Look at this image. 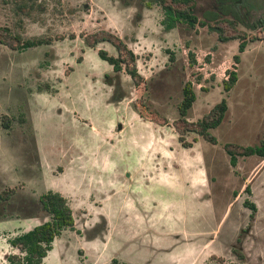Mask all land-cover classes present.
Instances as JSON below:
<instances>
[{"label": "rangeland", "instance_id": "obj_1", "mask_svg": "<svg viewBox=\"0 0 264 264\" xmlns=\"http://www.w3.org/2000/svg\"><path fill=\"white\" fill-rule=\"evenodd\" d=\"M247 4L179 5L200 22L220 18L211 25L221 40L200 24L167 31L163 8L141 0H0L1 28L43 41L0 43V262L17 253L2 238L49 219L38 197L52 190L74 217L53 263L264 264V159L238 156L233 166L225 150L264 140V31L251 29L264 23V0ZM99 31L134 53L139 85L99 59L100 49L117 55L110 43L85 44ZM237 36L246 38L241 53ZM236 55L238 80L226 93ZM186 82L196 95L190 123L226 100L214 144L192 132L179 140Z\"/></svg>", "mask_w": 264, "mask_h": 264}, {"label": "trees", "instance_id": "obj_2", "mask_svg": "<svg viewBox=\"0 0 264 264\" xmlns=\"http://www.w3.org/2000/svg\"><path fill=\"white\" fill-rule=\"evenodd\" d=\"M146 7H151L154 3L159 4L164 10L163 25L165 30H171L179 23H185L190 27H194L198 23L196 15H194L190 7H179L181 4H186L188 0H141ZM178 6V7H176ZM187 8V9H186ZM206 23H200V25H206L210 30L218 32L221 40H227L222 37L221 29L216 26H212L211 23H216L220 18H207ZM264 23L260 20L256 24L251 26V29L257 27L262 28L264 31ZM0 43L13 48V49H28L37 45L43 44L41 39L22 40L19 35H14L9 29L0 27ZM240 39L239 52H243L246 47V38L243 36L234 37ZM15 43L13 46L10 42ZM101 42L110 43L117 51L116 56L109 55L105 50L100 49L98 56L112 66L115 73H120L123 69L131 77L136 85L140 84L141 77L137 73L135 67L136 56L128 49L126 44L121 38L112 35L106 31H99L94 34L93 40L85 39V44L94 48ZM239 63V56H234L233 64L230 69L226 70L225 79L223 80L224 92H229L238 80L237 64ZM196 95L193 90L191 82H186L182 88V99L177 107L179 118L176 124L181 127H176V131L179 134V140L182 142L185 133L192 132L203 138L207 142L212 144L216 143L215 137L211 131L217 128L224 119L227 111V103L225 99H222L216 104L210 112L202 119L195 123L187 121L186 116L189 109L192 107L195 101ZM8 126V125H6ZM182 140V141H181ZM184 144V143H182ZM186 146V145H183ZM232 148H237L240 151L234 152ZM226 153L230 157L231 164L234 166L238 156L249 157L258 156L264 159V140L257 146H225ZM244 192L250 194V187L245 186ZM38 204L41 210L48 216V221L42 223L39 226L32 228L30 231L18 236L12 240V245L19 248L24 253L23 257H10L11 264H42V258L45 256L47 250L51 247V242L54 237L59 234L60 230L73 227V216L70 207L67 204L65 198L58 193L51 191L43 193L38 197ZM245 206L252 212L255 211V205L250 201H245ZM110 264H126L116 259H113Z\"/></svg>", "mask_w": 264, "mask_h": 264}, {"label": "flooded vegetation", "instance_id": "obj_3", "mask_svg": "<svg viewBox=\"0 0 264 264\" xmlns=\"http://www.w3.org/2000/svg\"><path fill=\"white\" fill-rule=\"evenodd\" d=\"M240 4L243 5V6H246L244 10H249V9H248V6H249V5L247 4V0H240ZM144 6H145V5H144ZM145 7H146V6H145ZM147 8H150V7H147ZM197 19H198V18H197ZM260 20H262V19L260 18L259 20H257V22L260 21ZM207 21H208V20L204 18V21H203V22H200V21L198 20V23H197V24H200V23H206V24H207ZM162 22H163V21H162ZM202 26H206V25H202ZM89 48H90V47H89ZM98 57H99V56H98ZM99 59H100L101 61L107 63L106 61L102 60L100 57H99ZM107 64H108V63H107ZM108 65H109V64H108ZM110 66H111V65H110ZM111 67H112V66H111ZM112 71L114 72L113 68H112ZM114 73H115V72H114ZM115 74H118V73H115ZM106 78H107V77H106ZM49 191H51V192H53V193H58V194H60L63 198H65V197H64L61 193H59L58 191L46 190L44 193H47V192H49ZM65 199H66V198H65ZM66 201H67V199H66ZM67 204H68V202H67ZM70 209H71V208H70ZM71 211H72V210H71ZM72 216H73V214H72ZM73 220H74V217H73ZM0 222H1V221H0ZM73 226H74V223H73ZM72 228H73V227H72ZM66 229H69V228H66ZM66 229H62V230H60L59 234L56 235V236L54 237L53 241L51 242V247H50V249L47 250L45 256L42 258V264H56V263H53V261H49V260H48V257H49L50 254H52V253L55 251L56 242H57V240L62 236V233H63ZM30 230H31V229H30ZM30 230H22L18 235H17V234H14V235H13L14 237H4V238H2V240H3V241L5 242V244L10 248V250H13V252L16 251L17 253H8V254H6V255L3 257V260H1L0 264H11V262H10V257H20V258L23 257L24 253H22V252L19 250L18 247L12 245V240L16 239L18 236H20V235H22V234H24V233H26V232H28V231H30ZM112 260H113V259H112ZM116 260H118V259H116ZM118 261H119V260H118ZM122 263H123V262H122ZM109 264H110V263H109Z\"/></svg>", "mask_w": 264, "mask_h": 264}, {"label": "water", "instance_id": "obj_4", "mask_svg": "<svg viewBox=\"0 0 264 264\" xmlns=\"http://www.w3.org/2000/svg\"><path fill=\"white\" fill-rule=\"evenodd\" d=\"M46 221H48V220H46ZM46 221H44V222H46ZM33 222H34V221H33ZM44 222H36V221H35V222L33 223L32 227L29 228V230L32 229V228H34V227H36V226L41 225V224L44 223Z\"/></svg>", "mask_w": 264, "mask_h": 264}, {"label": "bare ground", "instance_id": "obj_5", "mask_svg": "<svg viewBox=\"0 0 264 264\" xmlns=\"http://www.w3.org/2000/svg\"><path fill=\"white\" fill-rule=\"evenodd\" d=\"M56 253V252H55Z\"/></svg>", "mask_w": 264, "mask_h": 264}]
</instances>
